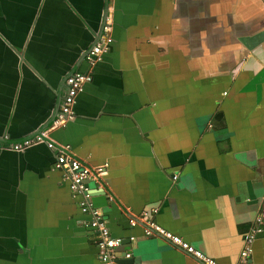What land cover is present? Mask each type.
I'll return each instance as SVG.
<instances>
[{"label":"crops","instance_id":"0c3cea01","mask_svg":"<svg viewBox=\"0 0 264 264\" xmlns=\"http://www.w3.org/2000/svg\"><path fill=\"white\" fill-rule=\"evenodd\" d=\"M72 70L92 78L53 126ZM39 130L103 165L90 201L119 264H201L146 220L219 264L259 224L245 264H264V0H0V264H101L56 150L8 147Z\"/></svg>","mask_w":264,"mask_h":264},{"label":"built area","instance_id":"2783aa9c","mask_svg":"<svg viewBox=\"0 0 264 264\" xmlns=\"http://www.w3.org/2000/svg\"><path fill=\"white\" fill-rule=\"evenodd\" d=\"M110 30V25L108 23L107 17L103 19L101 27V35L99 38L88 47L84 53L83 58L87 64L92 67L98 60L102 58V55L108 49V43L111 42V37L108 35ZM92 76L90 71L80 72L77 70H72L68 72L64 78V95L61 98L54 117L52 119L53 126H62L64 123L73 117V104L75 102V97L78 92L81 91L84 83L89 82ZM47 146L51 149L56 150L55 161L53 167L58 170L62 177L68 181V187L70 191L79 194L81 196L80 206L82 211H91L92 218L89 221L91 227L96 228L98 232L99 240L96 243L97 257L101 264H119L117 260V254L115 249L121 244V239L118 237H113L109 234L102 215L93 206L90 201V189L88 182L98 181L104 174L103 165L90 166L89 164L81 161L77 157L71 155L68 152V146H60L51 139L47 138V133L45 130H39L31 136L24 137L20 140L11 141L8 145L9 148L14 150H22L23 148L44 141ZM263 199V209L264 212V194ZM257 222L260 223L262 216L256 218ZM134 220L131 219V224L133 225ZM144 226V233L158 234L168 239L173 244L177 245L179 248L184 250L190 256L198 260L201 264H219L213 258L202 253L197 248L181 239L179 236L171 233L165 228L161 227L157 223L146 220ZM259 224L245 234L243 239V246L239 253L238 260L234 264H245L252 250V242L255 237V232L259 231ZM122 257L128 258L129 252H123Z\"/></svg>","mask_w":264,"mask_h":264},{"label":"water","instance_id":"95a60500","mask_svg":"<svg viewBox=\"0 0 264 264\" xmlns=\"http://www.w3.org/2000/svg\"><path fill=\"white\" fill-rule=\"evenodd\" d=\"M59 102H60V101L57 102V104H56L57 106H58ZM56 109H57V107L55 108L54 114H55V112H56ZM52 119H53V116H52ZM23 149H25V148H23ZM23 149H22V150H23ZM120 263L125 264V263H126V260H121Z\"/></svg>","mask_w":264,"mask_h":264}]
</instances>
